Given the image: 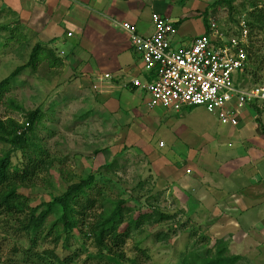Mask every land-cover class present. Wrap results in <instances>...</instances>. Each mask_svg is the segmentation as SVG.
<instances>
[{"label": "rangeland", "instance_id": "374dc122", "mask_svg": "<svg viewBox=\"0 0 264 264\" xmlns=\"http://www.w3.org/2000/svg\"><path fill=\"white\" fill-rule=\"evenodd\" d=\"M113 2L119 12L131 8L149 24L156 7L171 21L180 19L171 37L177 43L183 34L206 32L211 22L226 37L244 24L251 52L237 83L264 84V25L258 29L247 24L255 23L249 15L255 8L264 13V0ZM74 4L83 15L68 24L67 11ZM102 4L103 0H0V82L25 65L33 49L37 53L34 64L10 81L0 103V119L12 118L23 127L26 112L41 111L27 135L34 143L29 151L40 146L44 163L18 192L30 206H41L91 173L95 184L89 192L97 199L80 219L83 233L76 226L56 246L55 232L49 233L55 213L49 214L33 246L18 230L19 223L1 214L0 264H36L23 254L30 246L39 253L55 250L62 259L71 257L69 264H111L97 255L88 229L118 199L132 208L125 219L135 214L141 219L115 249L123 264H180L192 248L215 253L218 245L226 247L225 255L238 257L234 264H264V108L244 104L235 126L221 123L201 106L181 109L175 137L167 140L159 111L147 110L145 100L124 86L123 78L130 72L108 70L109 63L98 61L83 36L86 16H102ZM68 32L75 37L65 38ZM58 50L63 57H57ZM55 58L62 63L53 65ZM104 73L113 78L120 74L122 79L111 83L103 79ZM184 131L193 140L185 139ZM8 151L10 145L0 143V156ZM11 152L12 163L27 160L20 151ZM160 213L170 217L159 218ZM105 244L114 249L110 242Z\"/></svg>", "mask_w": 264, "mask_h": 264}, {"label": "built area", "instance_id": "2783aa9c", "mask_svg": "<svg viewBox=\"0 0 264 264\" xmlns=\"http://www.w3.org/2000/svg\"><path fill=\"white\" fill-rule=\"evenodd\" d=\"M150 18L153 30L149 34L139 32L130 21L116 22L142 60L145 75L131 77L128 82L145 92L149 109L159 106L179 111L201 106L216 114L221 123L235 126L244 104L264 108V84L243 87L237 83L249 62V35L244 24L238 33L226 37L211 22L208 32L195 36L190 45L173 46V21L158 12H152ZM103 79L110 81L112 76L104 73ZM236 104L241 105L235 109Z\"/></svg>", "mask_w": 264, "mask_h": 264}, {"label": "trees", "instance_id": "16d2710c", "mask_svg": "<svg viewBox=\"0 0 264 264\" xmlns=\"http://www.w3.org/2000/svg\"><path fill=\"white\" fill-rule=\"evenodd\" d=\"M249 15L254 18L255 23L248 21V26L258 29L263 27L264 13L262 9L255 8ZM180 23V19L174 21V28H177ZM4 28L10 27L6 26ZM2 29L3 27H0V31ZM250 52L251 48L248 46V59L250 58ZM36 58V49H33L29 61L25 65L14 69L0 82V103L2 101L3 92L9 88L10 81L25 70L26 67L33 65ZM11 106H13L12 103ZM15 107L23 111L20 106ZM25 115L26 123L24 127L12 118H6L5 120L0 119V143L4 142L9 144L11 151H20L22 156L27 159L25 163L21 160V162H16L14 164L11 160V151L0 156V215L2 214L5 218L8 217L19 223L18 230L29 237L33 246L38 240L37 237L40 236L44 230L49 214L55 213L57 219L56 222L51 224L49 233L55 232L56 246L60 241H66L70 232H72L76 226H78L79 232L83 233L82 229L79 227L80 219L86 216L87 210L93 207L97 201V199L91 197V193L89 192V189L95 184V177L93 174L89 173L85 177L80 178L77 182L68 184L64 192L57 196H53L49 202L41 206H30L28 198L21 192H18V189L20 185L32 180L36 171L42 168L41 164L44 163V160H42L43 150L40 146L29 151L30 145L34 146V143H32L27 135L29 131H32L36 122L39 121L41 111H28ZM81 197H84L83 202L80 201ZM125 205L126 201L123 199L114 201L112 207H105V209L98 214L95 222L88 229V232L92 233L94 236V240L99 249L97 255L101 259L106 258L111 264H123L115 249H118L128 237L131 226L138 228L141 223L139 214L128 216V218L125 219V212L128 214L133 212L129 205H126L127 208H125ZM159 216V218L170 217V215L164 216L162 213H160ZM58 224L61 225L58 226ZM107 241L111 243L110 247L114 248L112 251L108 248L107 244H105ZM102 250H106V253L104 252L103 254ZM225 251L226 247H220L219 245L215 253H212L209 249H204L202 252L192 248L183 256L180 264H234L238 257L225 255ZM23 254L27 259L32 260L36 264H69L71 259V257H66L64 259L60 258L55 250L39 253L34 251L31 246L24 249Z\"/></svg>", "mask_w": 264, "mask_h": 264}, {"label": "crops", "instance_id": "0c3cea01", "mask_svg": "<svg viewBox=\"0 0 264 264\" xmlns=\"http://www.w3.org/2000/svg\"><path fill=\"white\" fill-rule=\"evenodd\" d=\"M89 0H81V2H86ZM126 5L131 6L130 3H126ZM51 8V10H54L55 7L54 5L49 6ZM157 11L159 14L164 15L163 11L158 10ZM102 11H104L102 13V16H86L85 22L87 24V26L84 29V35H86V41L88 39V41L90 42V45L93 46V49L96 51L97 55H98V61L103 62V63H109V66L107 67L108 70L111 71H117L118 73L121 71V69H123L124 72L125 70L129 71L130 73H128V78L126 79V76L123 78L124 79V86H126L127 88H129L130 90L133 91V93L137 96H139V99L141 100H145L146 101V94L143 90L131 85L128 80L131 77H138L141 78L145 75V70L143 69V63L142 60L140 58V56L135 53L130 45H129V41L127 38V34L118 26H114V19H119V21H130L132 23H134L137 26V29L139 32L143 33V34H149L152 32L153 30V25L147 22H143L140 19V15L138 11H133L131 8H123V12H119V5L117 3L114 2L112 3V0H103V4L101 6ZM79 7L76 6V4L71 5L69 10L67 11V15H66V19L68 20L66 23L71 24L74 23L75 21H77V15H83L80 11H79ZM107 17H112L113 19H107ZM88 31H85L87 30ZM176 31V28H175ZM201 34V32L199 33ZM197 34V35H199ZM75 34L72 33L71 36L65 37V38H74ZM185 35V34H183ZM182 35V41L181 42H176V40L172 41L173 46H187L190 45L193 38L195 36H183ZM196 35V36H197ZM78 44V43H76ZM79 48L78 46L75 48L77 49ZM59 50L56 52L57 53V57L61 58L63 57V55L59 54ZM65 54V53H64ZM55 58L54 59V63L53 65H59L62 63V60ZM142 67V69L140 68ZM138 68V69H137ZM135 71H131V70ZM107 72V71H106ZM138 72V73H137ZM137 73V74H136ZM122 75H124V73H122ZM115 80L114 83H119V81L122 79V76L119 74V77H114ZM112 77V79H114ZM112 79L110 80V82L112 83ZM146 106V103H145ZM147 107V106H146ZM185 111L188 108H183ZM147 110H158L159 113L161 114L158 119H160L163 123V136L169 140V141H173V138L175 137V133L173 131V129L175 128V123L177 121V115H179L180 113H182V111H172V110H168V109H163L162 107L156 106L153 109H149L147 107ZM170 113V114H169ZM169 127V128H168ZM183 136L185 137V139L190 138L192 139V136L189 135V133L187 131L183 132Z\"/></svg>", "mask_w": 264, "mask_h": 264}]
</instances>
